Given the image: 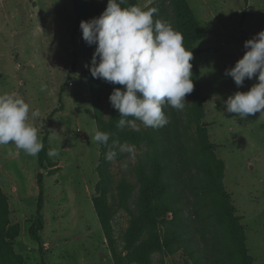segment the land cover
<instances>
[{"label":"rangeland","instance_id":"obj_1","mask_svg":"<svg viewBox=\"0 0 264 264\" xmlns=\"http://www.w3.org/2000/svg\"><path fill=\"white\" fill-rule=\"evenodd\" d=\"M184 1L202 31L194 42L181 32L178 0H129L142 10L158 8L153 20L169 23L183 35L185 50L199 53L188 105L182 112L164 109L170 123L152 129L159 137L153 149L128 139L121 144L135 146L136 155L108 165L111 186L123 174L136 177L141 153L164 162L178 209L160 228L164 234L174 228L184 239L172 243L170 253L154 252L152 264H264V115L241 120L225 108L229 97L258 84L257 77L237 88L225 72L246 54L244 43L264 32V0ZM74 25L71 0H0V95L23 99L39 140L47 136L42 167L38 157L0 146V264H115L93 205L101 152L92 142L98 132L93 97L101 99L105 119L111 111L104 87L86 70L96 45L73 36ZM35 112L40 115L34 118ZM50 150L59 156L50 159ZM38 172L44 224L37 241L30 227L38 217ZM138 201L136 189L131 209ZM218 208L228 217L226 225L217 223ZM130 218L121 207L113 217L118 250Z\"/></svg>","mask_w":264,"mask_h":264},{"label":"clouds","instance_id":"obj_2","mask_svg":"<svg viewBox=\"0 0 264 264\" xmlns=\"http://www.w3.org/2000/svg\"><path fill=\"white\" fill-rule=\"evenodd\" d=\"M125 4L126 0H108L98 19L81 22L83 40L90 47L96 45L89 70L93 79L125 89L115 90L109 97L111 106L120 114L118 129L139 132L138 121L145 128L159 130L170 123L165 116L166 107L182 112L188 105L185 98L194 92V57L192 51L185 50L181 33L167 22L153 20L159 15L158 8H122ZM244 48L247 51L243 58L225 72L237 88L258 77V84L249 92H237L225 103L227 113L241 120L258 113L264 115V32L246 41ZM46 90L41 87L42 92ZM29 112L30 107L23 99L0 95V146L14 145L35 158L44 145L38 138V129L28 122ZM39 115L33 113L34 118ZM111 138V134L97 132L92 141L108 148L107 162L117 159L118 152L114 149L135 158V146H121L118 139L109 145ZM58 156L59 151L48 152L50 159Z\"/></svg>","mask_w":264,"mask_h":264},{"label":"trees","instance_id":"obj_3","mask_svg":"<svg viewBox=\"0 0 264 264\" xmlns=\"http://www.w3.org/2000/svg\"><path fill=\"white\" fill-rule=\"evenodd\" d=\"M73 4L75 25L72 30V35H82L80 29L81 22H88L93 19H98L106 10L108 3L95 2L93 0H71ZM118 2V0H117ZM133 6L129 0H126L124 7ZM178 16L181 32L191 42L199 40L202 37L201 27L195 19L192 11L186 5L184 0H178ZM193 54V63L196 62L199 51L195 48H188V52ZM88 67L87 73L91 75ZM99 80V79H98ZM104 87L108 101L109 97L116 90L118 85H111L103 80H99ZM125 91V89H122ZM92 106L94 107L95 117L98 124V132L111 134L109 145L114 139L119 140L121 145L127 139L131 140L137 146L146 144L152 149L156 140L159 138L152 129L140 128L139 132L132 131L129 128L120 130L117 124L120 119V114L115 110L109 101L110 115L105 119L101 99L93 97ZM130 120L132 118H129ZM44 149L38 154V163L42 167L44 161L47 160V136L43 135L42 141ZM100 163L98 171L100 173L99 195L93 198V205L99 218L101 227L104 231L107 242L109 243L112 255L114 256L115 264H125L126 261H137L139 264H152L151 255L154 252H171V244L184 239L176 229H171L168 234H164L160 228L163 218L169 213H172L173 218L177 216V205L170 198V181L164 175V162L154 156L148 158V153H141L136 167V177L130 174H123L118 181L111 186V177L108 171L110 164L106 160L108 148L100 144ZM118 152L117 159L122 158L126 154H120L119 149H114ZM205 171L210 172L206 167ZM36 182L39 189L38 193V217L35 223L30 227V235L32 238L39 240L38 232L43 228V217L40 215V206L43 197V174L38 172ZM138 189L139 201L136 205V210L131 209L129 205L133 193ZM115 192V194L113 193ZM111 196L112 202L109 201ZM124 208L131 216L129 224L126 227L123 239L124 246L122 249H117L116 239L113 232L112 220L116 210ZM216 220L218 224L226 225L228 217L225 211L221 208L216 210Z\"/></svg>","mask_w":264,"mask_h":264},{"label":"built area","instance_id":"obj_4","mask_svg":"<svg viewBox=\"0 0 264 264\" xmlns=\"http://www.w3.org/2000/svg\"><path fill=\"white\" fill-rule=\"evenodd\" d=\"M69 85H72V83H71V82H69Z\"/></svg>","mask_w":264,"mask_h":264}]
</instances>
